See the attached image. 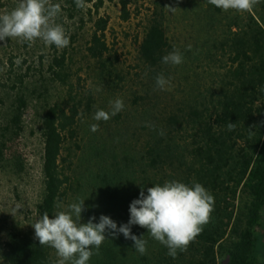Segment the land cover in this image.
Segmentation results:
<instances>
[{
  "label": "trees",
  "instance_id": "16d2710c",
  "mask_svg": "<svg viewBox=\"0 0 264 264\" xmlns=\"http://www.w3.org/2000/svg\"><path fill=\"white\" fill-rule=\"evenodd\" d=\"M68 2L76 7L75 0ZM107 2L114 0H85V8L91 6L89 12L98 15ZM130 2L118 1L125 22L131 18ZM260 3V10L255 5L251 12H238L216 8L208 0H172L168 7L176 9L167 12L176 11L183 20L177 23L188 24L195 33L188 31L183 45L170 36L164 3L147 20L137 51L139 78L145 88V147L140 158L126 159L123 165L99 163L92 176L94 184L86 193L91 194L88 200L96 198L98 205L105 206L104 213L118 228L128 222L129 205L139 198L141 188L147 195L148 188L168 181L188 186L200 183L215 203L209 223L176 259L167 255V247L146 228L133 225L132 234L148 241L145 255L123 234L113 238L106 232L99 255L91 256L87 264H264V0ZM108 25V18L95 20L87 49L89 57L104 68L110 53ZM178 49L183 54L181 64L162 62V57ZM65 64V56L55 59L60 69L57 77L69 86ZM159 74L172 85L178 78L195 76L196 81L187 86L183 102L154 106L146 101L159 89L155 83ZM67 98L65 105L49 107L42 121L44 192L37 206L38 220L45 211L53 218L61 204L69 203L72 191L76 196L82 192L79 177L64 172L62 156L93 99L88 97L85 104L71 89ZM26 107L23 95L19 96L12 116L0 127V168H10L14 174L25 170L18 143ZM229 122L236 123L233 131L227 129ZM240 194L248 197L244 209L237 206ZM90 211L95 213L96 207ZM55 251L49 245L41 246L35 231L12 233L1 258L5 264H57Z\"/></svg>",
  "mask_w": 264,
  "mask_h": 264
},
{
  "label": "rangeland",
  "instance_id": "374dc122",
  "mask_svg": "<svg viewBox=\"0 0 264 264\" xmlns=\"http://www.w3.org/2000/svg\"><path fill=\"white\" fill-rule=\"evenodd\" d=\"M118 1L105 3L96 15L89 12L91 6L81 10L68 0H49L50 4L60 5L61 11L55 23L62 25L70 39L65 48L46 45L39 38L31 42V46L30 42L20 38L0 41V127L12 116L19 96L23 95L27 103L22 118L24 132L18 143L25 159V170L21 174H14L10 168H0V264H5L1 251L12 233L34 231L32 225L38 220L37 206L44 192L42 121L49 107L65 105L69 89L79 98H84L85 104L88 97L91 96L93 100L89 110L84 106L86 111L82 113L78 133L66 143L62 156L64 172L79 177L82 192L76 196L72 191L69 203L61 204L58 212L69 211L70 204L78 203L83 198L85 210L81 213L80 222L87 223L90 217L95 216L93 223H99V217L106 216L103 211L105 206L98 205L96 198L89 201L91 194H86L94 184L95 177L92 176L96 175L99 163H106V166L110 163L123 165L126 159L140 158L143 153L145 88L143 80L139 78L138 43L147 20L157 6L164 3L167 12L172 0H130L131 18L126 22L121 19ZM17 5L18 0H0V15L10 12ZM256 6L259 10L262 7L261 3ZM176 13L167 12L170 36L173 42L183 45L187 32L195 33L191 32L188 24L177 23L183 20ZM98 17L109 20L106 42L110 53L106 56V68L90 58L87 52ZM177 51L180 52L179 49ZM63 56L69 86H65L56 75L60 69L55 66V59L60 60ZM17 59L20 60L19 65ZM195 79V76L181 81L178 78L173 85L169 83L163 90L153 91L151 100L146 103L161 106L166 101L173 105L183 102L187 86L193 85ZM116 99L123 100L122 111L106 122L93 119L98 109L111 112L110 102ZM94 123L99 124V130L95 133L90 130V125ZM83 191H86L85 194H82ZM247 203V195L240 194L237 206L244 209ZM94 206L95 213L90 211ZM54 253L57 255L56 251ZM261 255L264 261V241ZM66 264L72 262L67 261Z\"/></svg>",
  "mask_w": 264,
  "mask_h": 264
},
{
  "label": "clouds",
  "instance_id": "9594fccd",
  "mask_svg": "<svg viewBox=\"0 0 264 264\" xmlns=\"http://www.w3.org/2000/svg\"><path fill=\"white\" fill-rule=\"evenodd\" d=\"M260 2L261 0H208L216 8L238 12H251ZM75 5L78 9L87 6L85 0H75ZM60 11V5L50 4L49 0H18L17 7L0 15V41L20 38L30 42L31 46V42L39 38L46 45L65 48L70 39L62 25L55 23ZM191 48L188 45V50ZM162 62L179 65L183 62V54L173 51L162 57ZM16 63L19 65L20 60L17 59ZM155 83L157 88L163 90L170 79L159 74L155 77ZM110 104L111 112L98 109L93 119L106 122L124 108L122 99H116ZM151 127L155 128L154 125ZM235 127L236 123L227 124L228 131H233ZM90 130L95 133L99 130V124H91ZM164 134L163 130L159 132L161 136ZM214 203L213 195L200 183L193 182L192 186H188L173 180L162 186L157 184L148 188L147 195L141 188L139 198L129 205L128 222L121 224L119 228L115 221L105 215L99 217V223H93L95 216L90 217L87 223H81V213L85 210L84 200L70 204L69 211L58 212L53 218L45 211L32 227L41 246L49 245L56 250L60 257L57 264H66L67 261L72 264H87L91 256L99 255L106 232L113 238L123 234L125 239L134 242L133 247L140 255H145L148 241L143 236L132 234L133 225L146 228L152 238L167 247V255L176 259L179 252L187 251L189 244L201 233L202 226L209 223Z\"/></svg>",
  "mask_w": 264,
  "mask_h": 264
}]
</instances>
